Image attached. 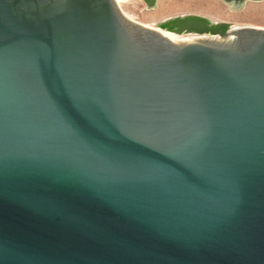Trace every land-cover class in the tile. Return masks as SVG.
Instances as JSON below:
<instances>
[{
    "label": "water",
    "instance_id": "1",
    "mask_svg": "<svg viewBox=\"0 0 264 264\" xmlns=\"http://www.w3.org/2000/svg\"><path fill=\"white\" fill-rule=\"evenodd\" d=\"M0 264H264V28L0 0Z\"/></svg>",
    "mask_w": 264,
    "mask_h": 264
},
{
    "label": "rangeland",
    "instance_id": "2",
    "mask_svg": "<svg viewBox=\"0 0 264 264\" xmlns=\"http://www.w3.org/2000/svg\"><path fill=\"white\" fill-rule=\"evenodd\" d=\"M204 1L203 0L202 1L201 0H156L154 7H147V4H145L143 0H135V1L124 0L122 6L125 5L123 6V8L125 7L124 8L125 10L128 9L126 11L129 14H131L134 18L138 19L139 21L142 20L144 21V23L150 24L152 26H155L154 24L162 22L171 17L182 16L187 14H199V15L207 16L211 18V20L213 21H217V22L225 21L227 23H231L228 25V28L244 26L247 24L248 26L254 25L258 27L259 26L264 27V0L244 2L243 7L238 10H230L227 4H224L219 0H204ZM204 3L206 4V6L208 5L211 6V8L209 6L204 7L203 6ZM214 5L217 8V10L214 7ZM198 6H200V8H198ZM202 7L204 9H202ZM208 10L211 11L209 12ZM133 13L135 15H133ZM204 13H207V15ZM178 34L189 35V33H178ZM190 35H196V34L190 33Z\"/></svg>",
    "mask_w": 264,
    "mask_h": 264
},
{
    "label": "flooded vegetation",
    "instance_id": "3",
    "mask_svg": "<svg viewBox=\"0 0 264 264\" xmlns=\"http://www.w3.org/2000/svg\"><path fill=\"white\" fill-rule=\"evenodd\" d=\"M145 4L151 6L156 0H143ZM224 4H241L247 1L259 0H219ZM178 18L179 21L171 23L170 27L180 33H193V34H217V26L226 27L227 22H217L211 18L199 14H187L182 16H175L167 20ZM165 20V21H167ZM164 21V22H165ZM227 30V29H226Z\"/></svg>",
    "mask_w": 264,
    "mask_h": 264
},
{
    "label": "bare ground",
    "instance_id": "4",
    "mask_svg": "<svg viewBox=\"0 0 264 264\" xmlns=\"http://www.w3.org/2000/svg\"><path fill=\"white\" fill-rule=\"evenodd\" d=\"M127 1V0H126ZM135 1V0H134ZM202 1V0H201ZM204 1V0H203ZM115 2H116V4H117V6L119 7V9L121 10V12L123 13V15H125L128 19H130V20H133V21H135V22H138V23H141V24H143V25H145V26H149V27H152V28H155L156 30H158L159 32H161L162 34H164L165 36H167V37H169V38H171V39H175V40H181V39H184V38H186V37H193V36H196V35H179L178 33H175V32H172V31H169V30H166V29H163V28H160V27H155V26H152V25H150V24H147V23H144V21H139L138 19H136V18H134L131 14H129L126 10H128V9H124L123 8V6H125V5H123L122 6V3L124 2V0H115ZM129 2V1H128ZM204 2H206V1H204ZM207 2H209V1H207ZM200 3V2H199ZM214 3H215V1H214ZM202 4H203V2H202ZM209 4V3H208ZM211 4H213V3H211ZM215 5H216V3H215ZM215 5H214V7H215ZM201 6V5H200ZM200 6H198V8H200ZM204 7H208V6H206V4L204 3V5H203ZM210 8H211V6H209ZM144 8V7H143ZM209 8V9H210ZM216 8V7H215ZM195 9V8H194ZM202 9H204L203 7H202ZM214 9V8H213ZM213 9H211V10H213ZM142 10V9H141ZM199 10V9H198ZM211 10H208L209 12L211 11ZM216 10H217V8H216ZM215 10V11H216ZM205 11V10H204ZM142 12V11H141ZM200 12H202V11H200ZM135 13V12H134ZM133 13V15H135ZM251 13H252V11H251ZM204 14H206L207 15V13H204ZM211 15V14H210ZM212 15H214V14H212ZM216 16V15H215ZM216 18V17H215ZM224 20V19H223ZM228 20V19H227ZM237 25V24H236ZM244 26H248V24L247 25H244ZM251 26V25H250ZM252 27H256V28H264V27H258V26H254V25H252ZM233 28H235V27H233Z\"/></svg>",
    "mask_w": 264,
    "mask_h": 264
},
{
    "label": "trees",
    "instance_id": "5",
    "mask_svg": "<svg viewBox=\"0 0 264 264\" xmlns=\"http://www.w3.org/2000/svg\"><path fill=\"white\" fill-rule=\"evenodd\" d=\"M175 21H179V19L178 18H174V19L167 20V21L161 23L160 27L163 28V29L172 31V32H177V31L173 30L170 27L171 23H173ZM226 29H227L226 27L217 26V34H224ZM177 33H180V32H177Z\"/></svg>",
    "mask_w": 264,
    "mask_h": 264
}]
</instances>
